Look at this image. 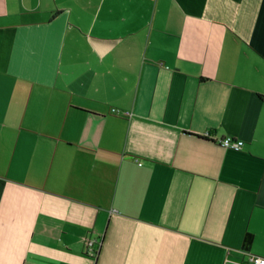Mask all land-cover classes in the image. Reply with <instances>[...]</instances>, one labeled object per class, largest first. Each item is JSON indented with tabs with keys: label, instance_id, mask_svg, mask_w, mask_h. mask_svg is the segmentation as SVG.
Segmentation results:
<instances>
[{
	"label": "crops",
	"instance_id": "0c3cea01",
	"mask_svg": "<svg viewBox=\"0 0 264 264\" xmlns=\"http://www.w3.org/2000/svg\"><path fill=\"white\" fill-rule=\"evenodd\" d=\"M249 255L264 257V0H0V264Z\"/></svg>",
	"mask_w": 264,
	"mask_h": 264
},
{
	"label": "built area",
	"instance_id": "2783aa9c",
	"mask_svg": "<svg viewBox=\"0 0 264 264\" xmlns=\"http://www.w3.org/2000/svg\"><path fill=\"white\" fill-rule=\"evenodd\" d=\"M217 143L221 147L238 151L242 148L244 142L241 139H233L230 136H225V137L219 139L217 141ZM95 242H97V241L94 240L93 238L92 239L88 238L86 240L85 247H86V251L89 254H92V255L96 254L97 249L96 248L94 249L92 247ZM247 262H248V264H264V257L257 256V255H249L247 258Z\"/></svg>",
	"mask_w": 264,
	"mask_h": 264
},
{
	"label": "trees",
	"instance_id": "16d2710c",
	"mask_svg": "<svg viewBox=\"0 0 264 264\" xmlns=\"http://www.w3.org/2000/svg\"><path fill=\"white\" fill-rule=\"evenodd\" d=\"M251 241H252V234H250L249 232L245 233L244 239H243L244 247L247 248L251 244Z\"/></svg>",
	"mask_w": 264,
	"mask_h": 264
}]
</instances>
